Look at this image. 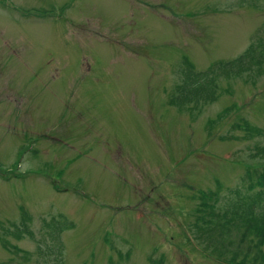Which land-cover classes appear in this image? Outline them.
Segmentation results:
<instances>
[{
	"label": "rangeland",
	"instance_id": "1",
	"mask_svg": "<svg viewBox=\"0 0 264 264\" xmlns=\"http://www.w3.org/2000/svg\"><path fill=\"white\" fill-rule=\"evenodd\" d=\"M263 36L264 0H0V264H54L60 213L65 264H232L194 224L264 176V61L171 99Z\"/></svg>",
	"mask_w": 264,
	"mask_h": 264
},
{
	"label": "trees",
	"instance_id": "2",
	"mask_svg": "<svg viewBox=\"0 0 264 264\" xmlns=\"http://www.w3.org/2000/svg\"><path fill=\"white\" fill-rule=\"evenodd\" d=\"M263 61L264 36L252 43L240 56L220 62L207 70L195 72L192 64L187 63L189 70L186 69L182 81L176 85L177 96L171 99V103L182 107L191 102L197 104L202 99L204 102L212 101L216 98L219 71L220 74H240ZM262 136L264 138V131ZM257 152L264 158V144L258 146ZM257 183L253 182L249 188H245V185L234 188L222 211H215L214 208L203 211V208H198L199 214L194 224L195 237L224 263L264 264V176H258ZM256 185H260L261 189L252 190ZM59 217L58 222L56 219L48 222L51 245L48 246L47 255L53 254L54 264H65L62 233L75 224L63 213ZM29 219V216H24L23 223L16 225L15 235L32 233L26 224ZM152 263L163 264V260H152Z\"/></svg>",
	"mask_w": 264,
	"mask_h": 264
}]
</instances>
